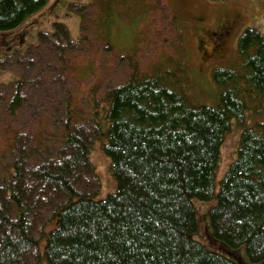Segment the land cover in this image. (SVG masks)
I'll return each mask as SVG.
<instances>
[{
    "label": "trees",
    "instance_id": "16d2710c",
    "mask_svg": "<svg viewBox=\"0 0 264 264\" xmlns=\"http://www.w3.org/2000/svg\"><path fill=\"white\" fill-rule=\"evenodd\" d=\"M140 1L121 0V9ZM48 2L0 0V32L19 28ZM72 8L86 24L88 7ZM103 10L98 26L111 49L113 13ZM54 26L38 39L35 58L27 53L28 68L53 50L66 66L67 55L88 41L82 35L74 42L63 24ZM237 41L238 69L212 73L219 106H189L180 68L143 76L133 67L127 82L108 94L104 135L99 124L92 135L77 127L70 92L55 133L47 120L32 133L14 130L28 103L26 86L38 88L39 79L22 75L1 125L8 164L0 183V264H235L194 240V201L216 202L209 226L220 250L236 256L244 248L251 264L264 263V119L247 124L264 110V37L246 29ZM92 74L88 68L83 76ZM233 123L242 129L237 159L216 190ZM101 136L117 182L106 200H97L100 184L89 159Z\"/></svg>",
    "mask_w": 264,
    "mask_h": 264
},
{
    "label": "rangeland",
    "instance_id": "374dc122",
    "mask_svg": "<svg viewBox=\"0 0 264 264\" xmlns=\"http://www.w3.org/2000/svg\"><path fill=\"white\" fill-rule=\"evenodd\" d=\"M120 1L49 0L42 10L29 17L19 28L0 32V183L7 177L5 169L8 164L4 159L6 140L1 130L4 107L15 93L14 83L22 75L39 79L35 86L38 88L34 90L31 84L26 86L28 103L19 114L14 130L32 133L39 128L41 120H47L48 131L55 133L58 121L63 117V101L70 92L79 113L77 127L85 128L92 135L99 124L104 129L99 126L104 135L108 128L105 123L108 94L112 88L127 82L133 67L143 76L166 71L173 74L180 68L186 75V82L181 86L187 104L194 108L216 107L220 104V92L212 80L214 70L238 69L237 40L246 29H256L264 37V0H144L129 3L127 8L122 9ZM73 6L88 7L86 24L81 23V14ZM104 8L113 13L114 21L109 25L111 32L108 35L113 45L111 49L98 26ZM223 22H229L230 29L223 38L224 49L222 47L218 51L211 41L214 38L209 35ZM55 24H63L72 41L79 42L82 35L88 41L67 55L66 66L53 50L41 56L42 62L38 65L34 63L28 68L27 53L32 51L31 59L35 58L38 39L41 34H53ZM202 32L207 46L201 47L200 54L196 42L202 39ZM6 42L9 43L8 48L2 47ZM88 68L93 74L83 76ZM262 114L250 115L247 124L251 126L256 120L264 119V110ZM231 126L221 147L216 190L237 159L242 129L234 123ZM105 145L104 136L96 138L89 153L94 175L100 184L97 200H106L117 191L110 159L104 153ZM194 202L198 223L194 240L213 254L225 256L235 264H251L244 248L238 249L236 256H230L213 243L209 213L216 202ZM45 243L43 241V247Z\"/></svg>",
    "mask_w": 264,
    "mask_h": 264
},
{
    "label": "flooded vegetation",
    "instance_id": "af4514ba",
    "mask_svg": "<svg viewBox=\"0 0 264 264\" xmlns=\"http://www.w3.org/2000/svg\"><path fill=\"white\" fill-rule=\"evenodd\" d=\"M230 29V23L227 22V23H220L217 28L214 30V32H212L209 36H211V38H214V39H211V41H213V45H216V48H218L217 50L219 51L220 48L223 47L224 49V46H225V39H223L225 37V35L227 34V32L229 31ZM204 32H202V39H198L197 40V49L199 51V53L201 54L202 53V50H201V47L203 46H207V42L206 40L207 39H204ZM201 35V33H200Z\"/></svg>",
    "mask_w": 264,
    "mask_h": 264
}]
</instances>
